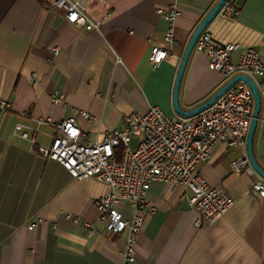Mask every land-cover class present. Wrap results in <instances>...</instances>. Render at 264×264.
I'll use <instances>...</instances> for the list:
<instances>
[{
    "label": "crops",
    "instance_id": "obj_1",
    "mask_svg": "<svg viewBox=\"0 0 264 264\" xmlns=\"http://www.w3.org/2000/svg\"><path fill=\"white\" fill-rule=\"evenodd\" d=\"M218 1L178 0L174 43L168 58L152 69L150 52L163 45L170 0H90L87 16L103 21L99 32L67 24L53 0H0V102L9 105L6 116L0 115V264H121L125 235L96 224L94 202L108 187L92 178L73 179L57 162L29 151L14 128L73 117L80 142L93 144L120 129L124 116L143 115L151 106L176 118L172 96L182 57ZM232 6L235 17L216 16L205 30L218 44L238 46L232 62L248 48L264 61V0H233ZM254 83L261 109L252 153L264 170V76ZM225 84L208 68L206 56L192 51L179 86L180 109L202 105ZM53 95L58 102L51 101ZM55 135L54 127L42 126L36 142L49 147ZM245 156L246 148L221 143L200 166L209 186L235 201L212 225L195 227L190 191L153 183L134 264H264V200L250 193L260 177L251 166L238 174L231 170ZM120 212L131 217L127 207ZM36 218L44 223L28 231Z\"/></svg>",
    "mask_w": 264,
    "mask_h": 264
},
{
    "label": "built area",
    "instance_id": "obj_2",
    "mask_svg": "<svg viewBox=\"0 0 264 264\" xmlns=\"http://www.w3.org/2000/svg\"><path fill=\"white\" fill-rule=\"evenodd\" d=\"M89 1L53 0L52 6L63 15L67 24L86 32H99L103 21L87 16ZM177 5L178 0H170L165 11L168 28L163 45L151 49L149 63L152 69L169 56L174 43V22L180 15ZM237 14L238 11L227 0L217 16L227 19ZM237 49L236 44L216 43L204 30L193 51L204 54L208 68L226 83L235 76H245L253 81L263 77L264 61L258 52L248 48L234 63L230 55ZM52 54L57 55L58 50L54 49ZM51 101L56 103L59 98L53 95ZM8 108L6 102H0L2 117L6 116ZM253 109L251 91L246 83L239 81L212 106L192 117L171 118L160 108L151 106L143 115L124 116L120 129L109 131L103 141L93 144L80 142L82 134L73 117L58 124L40 119L35 120L33 127L17 124L14 135L28 143L29 151H36L41 157L57 162L73 179L82 181L92 178L108 187V193L94 202L98 213L96 224L106 233L125 235L121 264H134L137 236L144 224L146 209L150 206L146 194L153 183L182 187L191 192L190 204L198 218L195 227H199L201 222L214 224L234 206V199L221 189L209 186L199 169L210 160L218 144H225L228 148H246ZM79 116L89 118L85 112H80ZM46 125L57 130L49 147L36 142L41 127ZM132 140L137 141L135 147H132ZM248 167L247 156L231 164V170L236 174ZM250 193L264 200V179L260 178L252 184ZM122 206L131 211L129 219L122 217ZM43 223V219L36 218L26 225V229L32 232ZM84 226L91 228L86 223Z\"/></svg>",
    "mask_w": 264,
    "mask_h": 264
},
{
    "label": "water",
    "instance_id": "obj_3",
    "mask_svg": "<svg viewBox=\"0 0 264 264\" xmlns=\"http://www.w3.org/2000/svg\"><path fill=\"white\" fill-rule=\"evenodd\" d=\"M227 0H219L216 5L209 11V13L206 15V17L201 21V23L197 26L194 33L192 34L190 41L186 47V50L184 52V55L182 57V61L178 70V73L175 78L174 87H173V96H172V107L174 114L181 118H189L192 117L205 109L212 106L218 98H220L227 90H229L235 83L242 81L247 84L249 87L252 98L254 101V109L252 113V119L246 139V153H247V159L249 161L250 166L252 169L258 174V176L262 179H264V170H262L256 163L253 153H252V143H253V137L256 130L257 122L259 120V114L261 109V100L258 93V90L256 88V85L254 81L248 77L245 76H235L231 80H229L222 88H220L207 102L203 103L202 105L190 110V111H182L180 109L179 103H178V91L180 82L186 67V64L188 62V59L193 51L194 45L196 43V40L198 39L199 35L208 27V25L213 21V19L217 16L219 10L224 5V3Z\"/></svg>",
    "mask_w": 264,
    "mask_h": 264
},
{
    "label": "trees",
    "instance_id": "obj_4",
    "mask_svg": "<svg viewBox=\"0 0 264 264\" xmlns=\"http://www.w3.org/2000/svg\"><path fill=\"white\" fill-rule=\"evenodd\" d=\"M232 1H233V0H230V3H231V4H232Z\"/></svg>",
    "mask_w": 264,
    "mask_h": 264
}]
</instances>
